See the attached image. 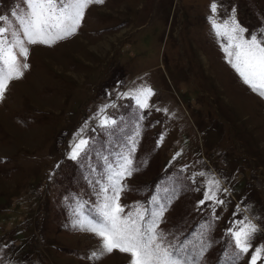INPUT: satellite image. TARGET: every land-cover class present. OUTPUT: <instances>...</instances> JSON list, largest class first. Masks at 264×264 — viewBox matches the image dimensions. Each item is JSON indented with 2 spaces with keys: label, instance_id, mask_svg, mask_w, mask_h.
Returning <instances> with one entry per match:
<instances>
[{
  "label": "rangeland",
  "instance_id": "obj_1",
  "mask_svg": "<svg viewBox=\"0 0 264 264\" xmlns=\"http://www.w3.org/2000/svg\"><path fill=\"white\" fill-rule=\"evenodd\" d=\"M212 2L104 0L85 11L74 35L28 46L30 67L0 99V264H130L118 250L85 259L100 241L74 226V210L85 204L95 216L106 165L137 124L135 170L122 181L125 213L174 190L159 229L176 243L209 225L200 264H220L235 250L228 229L245 217L260 229L254 247L264 244V97L227 62L226 41L209 20ZM216 3L217 22L235 9L246 37L264 27V0ZM14 11L24 14V0H0L8 17L0 23L16 27ZM142 86L154 93L146 109L124 95ZM105 116L117 124L102 127ZM80 137L89 150L73 160ZM209 179L219 181L223 204H199Z\"/></svg>",
  "mask_w": 264,
  "mask_h": 264
},
{
  "label": "snow or ice",
  "instance_id": "obj_2",
  "mask_svg": "<svg viewBox=\"0 0 264 264\" xmlns=\"http://www.w3.org/2000/svg\"><path fill=\"white\" fill-rule=\"evenodd\" d=\"M103 3L104 0H24V14L12 12V16L16 18V27L11 26V22L0 23V99L4 98L9 84L22 78L24 71L30 67L27 63L29 45L51 46L74 35L83 21L85 11L92 4ZM210 8L213 13L209 17L212 28L217 37L226 41L222 44V50L226 53L227 62L253 92L264 97V27L246 37L248 29L236 19L235 9L232 10L233 15L217 22L216 0H213ZM5 21H8V17L0 15V22ZM153 94L151 87L142 86L135 92L124 95H131L139 109H146L150 106L149 99ZM139 119L142 120L143 117ZM100 123L102 127L110 128L117 121L105 116ZM139 136L140 125L137 124L133 134L127 139L126 149L119 153L114 164L106 165V182L100 185L98 193L100 202L92 209L95 216L83 211L85 204L78 205L74 210L77 213L74 226L94 234L100 241L99 248L87 253L85 259L97 261L105 254L118 250L131 257L130 264H200L209 247L206 242L209 225H201L200 232L193 239L176 243L167 242L164 233L159 229L175 194L174 190L171 195L161 196L157 193L151 197L147 206L137 204L134 211L127 213L126 206L120 203L121 193L126 188L122 181L135 170L133 154ZM160 141H163V136ZM88 150L89 141L80 137L72 144L69 156L77 160L82 154L86 155ZM162 191L169 193L167 188ZM218 191L219 181L209 179L204 198L199 204L204 205L207 201H212L213 205L223 204L224 201L217 197ZM259 231L257 225L247 217L235 221L233 227L228 229L231 245H234L235 250L225 251L220 264H238L250 251L248 264H257V261L264 259V244L254 247Z\"/></svg>",
  "mask_w": 264,
  "mask_h": 264
}]
</instances>
